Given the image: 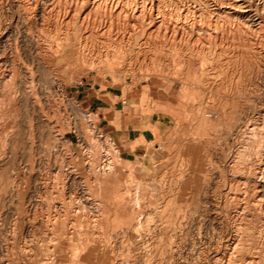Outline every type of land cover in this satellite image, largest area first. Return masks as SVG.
<instances>
[{"label":"rangeland","instance_id":"374dc122","mask_svg":"<svg viewBox=\"0 0 264 264\" xmlns=\"http://www.w3.org/2000/svg\"><path fill=\"white\" fill-rule=\"evenodd\" d=\"M30 1L0 0V264H264V182L242 192L264 161V0H154L86 38L65 0ZM121 126L151 137L123 153Z\"/></svg>","mask_w":264,"mask_h":264},{"label":"bare ground","instance_id":"6f19581e","mask_svg":"<svg viewBox=\"0 0 264 264\" xmlns=\"http://www.w3.org/2000/svg\"><path fill=\"white\" fill-rule=\"evenodd\" d=\"M52 1V0H51ZM154 0H65L63 3H60L59 1H55L54 3H51V7H55L56 5L60 6L62 4V21H64V24L66 25V29L69 26V33L72 31L79 32V38H86L87 36L93 34L94 32H108L113 27L112 18L118 19L119 16L123 15V20L126 19L127 21V28L130 29L128 24H134L139 18L149 19L151 14V7L154 4ZM218 1V0H217ZM30 5L33 6L37 5V0H32L28 2ZM49 3V4H50ZM87 3V5H85ZM27 4V3H26ZM231 7L239 13H247L249 10L248 5L244 3L242 0H232L230 2ZM50 6V5H48ZM230 6V5H229ZM57 8V7H56ZM48 9V8H47ZM46 9V10H47ZM60 9V8H59ZM58 9V10H59ZM56 10V9H55ZM57 10V11H58ZM213 10V9H212ZM30 11V10H29ZM54 12V11H53ZM56 12H54L55 14ZM164 15V14H163ZM168 15V14H167ZM177 15V14H176ZM206 16V15H205ZM55 17H58L57 13L55 14ZM106 17V18H105ZM108 18V19H107ZM185 18V17H184ZM14 19V18H13ZM29 21V20H28ZM54 21V20H53ZM130 21V23L128 22ZM161 21V20H160ZM117 22V21H116ZM120 22V21H119ZM125 22V21H124ZM140 23V21H138ZM142 22V21H141ZM158 22V20H157ZM155 23V21H154ZM121 24V23H120ZM115 25V24H114ZM136 26V25H135ZM65 27V26H64ZM119 27V26H118ZM137 27V26H136ZM151 27V26H150ZM126 28V30H127ZM134 28V27H133ZM59 29V28H58ZM114 30V29H113ZM121 30V29H120ZM53 31V30H52ZM64 31V30H63ZM116 31V30H115ZM129 31V30H128ZM39 32V30H38ZM114 32V31H113ZM132 32V31H130ZM150 32V31H149ZM65 33V32H63ZM68 33V32H67ZM66 33V34H67ZM125 33V32H124ZM107 34V33H106ZM105 34V35H106ZM120 34V33H119ZM129 34V33H128ZM244 34V33H243ZM65 36V34H63ZM62 35V36H63ZM117 35V34H116ZM64 38H67L65 36ZM38 39V38H37ZM84 40V39H83ZM39 42V41H38ZM37 42V43H38ZM51 43V42H50ZM144 43V42H143ZM80 46H85L84 41L79 43ZM92 49V48H91ZM3 57V56H2ZM0 64H1V58H0ZM1 66V65H0ZM15 66V65H14ZM13 67V66H12ZM10 81V80H9ZM7 99V98H6ZM264 119V118H263ZM97 133V136H102L100 131H95ZM111 140V139H110ZM94 141V140H93ZM241 151V150H240ZM90 156V155H89ZM240 156V155H239ZM264 160V158H263ZM233 162V161H232ZM234 164V163H233ZM101 166V165H100ZM234 166V165H233ZM235 168V167H234ZM249 168V167H248ZM247 168V169H248ZM66 169V168H65ZM243 170V169H242ZM63 172V171H62ZM237 172V174H235ZM243 172V171H242ZM242 172L235 171L234 175H239ZM67 173V172H66ZM247 174L250 178H247L246 181H243L242 187H243V197L247 192L252 191L257 195L256 193L261 191L263 188V182H264V161L259 163L258 165L254 166L253 168L249 169L247 171ZM249 181H252L251 184H249ZM101 184V182H100ZM241 188V187H239ZM237 189V188H236ZM240 190V189H239ZM251 194V193H250ZM234 197V196H233ZM258 198V197H257ZM237 199V198H236ZM259 199V198H258ZM263 199V198H262ZM239 200H241L239 198ZM261 200V199H259ZM93 201V200H92ZM258 201V200H257ZM97 204H99V216L104 217L107 213L108 207L106 203V199H99L98 201H95ZM261 202V201H260ZM253 203V202H252ZM259 203V201H258ZM261 204V203H260ZM257 205V204H256ZM236 206V205H235ZM242 207V206H241ZM53 209V208H52ZM244 209V208H243ZM242 209V210H243ZM82 210V209H81ZM245 210V209H244ZM45 211V210H44ZM241 211V210H240ZM238 212V211H237ZM243 212V211H242ZM235 213V212H234ZM233 213V214H234ZM240 213V212H238ZM236 214V213H235ZM37 215V214H36ZM239 215V214H238ZM85 216V215H84ZM36 220V219H35ZM92 220H97L96 216ZM15 222V221H14ZM71 222V221H70ZM73 222V221H72ZM94 223V222H93ZM92 223V224H93ZM30 225V224H29ZM84 225V224H83ZM263 226V225H262ZM261 226V227H262ZM243 228V227H242ZM98 229V228H97ZM77 230V229H76ZM97 231V230H96ZM97 234V233H96ZM99 238V237H98ZM237 240V239H236ZM43 242V241H42ZM226 243H224L225 247L228 249L224 250L225 254L227 255V260H230V257L232 258L234 253H232L236 247L237 241H235L234 237L226 240ZM24 243V242H23ZM29 243V242H27ZM40 243V242H39ZM39 246V245H38ZM8 247V246H7ZM82 247V246H81ZM29 249V248H28ZM88 250V248H87ZM247 250V249H246ZM31 251V250H30ZM74 252V251H73ZM111 253V252H110ZM24 255V254H23ZM223 255V253H222ZM27 256V255H26ZM81 256V255H80ZM222 257V256H221ZM251 260H254L255 256H250ZM26 258V257H25ZM249 262L250 259H247ZM46 261V260H45ZM247 261V262H248ZM255 262V261H254ZM20 263V262H19ZM222 263V262H221ZM43 264V262H42ZM121 264V263H120Z\"/></svg>","mask_w":264,"mask_h":264},{"label":"crops","instance_id":"0c3cea01","mask_svg":"<svg viewBox=\"0 0 264 264\" xmlns=\"http://www.w3.org/2000/svg\"><path fill=\"white\" fill-rule=\"evenodd\" d=\"M85 95L89 96V103L94 104L95 99L98 98L96 89L93 84H89L85 88ZM111 134L119 147H121L122 152H130L136 147L143 145L148 142L151 137V130L149 128H122L121 127H112Z\"/></svg>","mask_w":264,"mask_h":264},{"label":"built area","instance_id":"2783aa9c","mask_svg":"<svg viewBox=\"0 0 264 264\" xmlns=\"http://www.w3.org/2000/svg\"><path fill=\"white\" fill-rule=\"evenodd\" d=\"M125 101H123V103H124Z\"/></svg>","mask_w":264,"mask_h":264}]
</instances>
